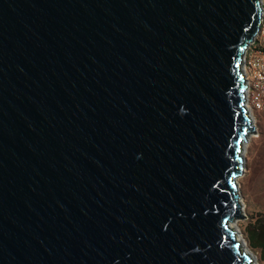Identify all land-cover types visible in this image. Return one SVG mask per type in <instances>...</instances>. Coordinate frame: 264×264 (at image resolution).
I'll use <instances>...</instances> for the list:
<instances>
[{"label": "water", "instance_id": "95a60500", "mask_svg": "<svg viewBox=\"0 0 264 264\" xmlns=\"http://www.w3.org/2000/svg\"><path fill=\"white\" fill-rule=\"evenodd\" d=\"M261 12L0 0V264H254L231 225Z\"/></svg>", "mask_w": 264, "mask_h": 264}, {"label": "rangeland", "instance_id": "374dc122", "mask_svg": "<svg viewBox=\"0 0 264 264\" xmlns=\"http://www.w3.org/2000/svg\"><path fill=\"white\" fill-rule=\"evenodd\" d=\"M251 117L255 132L247 141L244 175L239 179L246 211L243 213L245 218H238L237 222L239 233L244 238L242 243L252 252L249 254L254 264H264L262 253L249 244L246 232L257 215L264 213V113L253 112Z\"/></svg>", "mask_w": 264, "mask_h": 264}, {"label": "built area", "instance_id": "2783aa9c", "mask_svg": "<svg viewBox=\"0 0 264 264\" xmlns=\"http://www.w3.org/2000/svg\"><path fill=\"white\" fill-rule=\"evenodd\" d=\"M246 88V104L251 113H264V0L257 33L242 58ZM249 110V112H250Z\"/></svg>", "mask_w": 264, "mask_h": 264}, {"label": "trees", "instance_id": "16d2710c", "mask_svg": "<svg viewBox=\"0 0 264 264\" xmlns=\"http://www.w3.org/2000/svg\"><path fill=\"white\" fill-rule=\"evenodd\" d=\"M246 232L249 244L260 251L264 259V213L257 215Z\"/></svg>", "mask_w": 264, "mask_h": 264}, {"label": "bare ground", "instance_id": "6f19581e", "mask_svg": "<svg viewBox=\"0 0 264 264\" xmlns=\"http://www.w3.org/2000/svg\"><path fill=\"white\" fill-rule=\"evenodd\" d=\"M249 110H250V108H249ZM250 115H251V110H250ZM251 135V134H250ZM249 135V136H250ZM248 141H249V138H248ZM247 147H248V143H245V145H244V149H243V157H244V162H245V153H246V151H247ZM243 175H244V173H243ZM242 175V176H243ZM241 176V177H242ZM240 177V178H241ZM239 178V179H240ZM239 181V180H238ZM240 184V183H239ZM241 192V191H240ZM241 202H242V215H243V213H245V211H246V205H245V203H244V201H243V196H242V194H241ZM231 227L233 228V230H235V231H238V234H237V240L238 241H240L241 243H242V241H243V237L241 236V234L239 233V230H238V222L237 221H235L232 225H231ZM244 242V241H243ZM242 249H241V253H244L245 252V254L247 255V256H249V257H251V255L249 254V252L250 253H252L248 248H247V246L245 245V244H243L242 243V247H241ZM256 264V263H255Z\"/></svg>", "mask_w": 264, "mask_h": 264}, {"label": "snow or ice", "instance_id": "6c2138e0", "mask_svg": "<svg viewBox=\"0 0 264 264\" xmlns=\"http://www.w3.org/2000/svg\"><path fill=\"white\" fill-rule=\"evenodd\" d=\"M243 79V77H241ZM237 153H239V147H237ZM237 159H239V156H237Z\"/></svg>", "mask_w": 264, "mask_h": 264}]
</instances>
